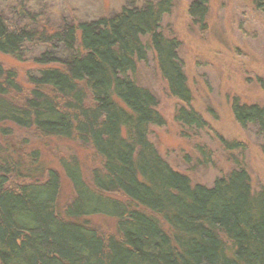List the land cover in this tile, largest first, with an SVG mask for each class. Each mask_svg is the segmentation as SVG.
<instances>
[{
  "label": "trees",
  "instance_id": "obj_1",
  "mask_svg": "<svg viewBox=\"0 0 264 264\" xmlns=\"http://www.w3.org/2000/svg\"><path fill=\"white\" fill-rule=\"evenodd\" d=\"M173 1L148 0L49 33L0 17L1 54L26 60L27 48L42 44L47 49L32 61L57 65L27 75L31 88L0 65V124L75 141L99 161L87 180L77 163L62 160L75 192L64 217L56 211V171L12 188V171L0 162V264H264V191L253 192L248 172L238 167L211 186L192 185L148 139L149 127L165 121L155 95L130 75L149 51L170 95L186 105L176 110V122L196 131L208 127L188 107L180 43L160 30ZM256 2L264 11V0ZM208 3L188 6L200 32L207 29ZM57 47L60 58L48 51ZM230 107L243 130L253 126L264 140L263 107L238 98ZM93 215L115 219L116 233L100 234L84 220Z\"/></svg>",
  "mask_w": 264,
  "mask_h": 264
},
{
  "label": "rangeland",
  "instance_id": "obj_2",
  "mask_svg": "<svg viewBox=\"0 0 264 264\" xmlns=\"http://www.w3.org/2000/svg\"><path fill=\"white\" fill-rule=\"evenodd\" d=\"M146 1L1 0L0 17L19 28L49 33L64 25L110 16L122 7H140ZM256 1L209 0L205 32L191 24L187 13L191 0H174L170 12L163 17L160 30L180 43L179 57L192 95L188 107L205 120L208 127L204 130L182 128L176 122V110L186 105L170 95L152 51L148 61L138 63L135 74L130 75L155 95L156 110L165 121L161 127H149V141L172 169L186 175L192 185L211 186L216 178L226 177L241 167L250 176L253 192L264 191V140L253 126L243 130L230 107L232 98H238L241 104L264 108V11ZM45 49L46 45H30L26 60L0 53V65L14 71L20 85L31 88L27 75L57 67L39 66L32 61ZM59 49L48 51L60 58ZM222 141L239 146L227 149ZM62 160L77 163L87 180L99 166L93 151L75 141L41 137L33 128L0 124V162L12 171L9 186L43 181L49 170L56 171L60 176L56 211L64 217L75 192ZM84 220L104 237L116 233L117 221L113 218L93 215Z\"/></svg>",
  "mask_w": 264,
  "mask_h": 264
}]
</instances>
